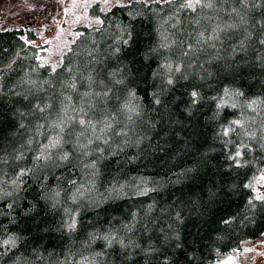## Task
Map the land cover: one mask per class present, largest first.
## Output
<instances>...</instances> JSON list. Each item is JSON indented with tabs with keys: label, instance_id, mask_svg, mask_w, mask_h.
I'll return each mask as SVG.
<instances>
[{
	"label": "trees",
	"instance_id": "obj_1",
	"mask_svg": "<svg viewBox=\"0 0 264 264\" xmlns=\"http://www.w3.org/2000/svg\"><path fill=\"white\" fill-rule=\"evenodd\" d=\"M89 15L54 68L0 29V264H213L264 235V0Z\"/></svg>",
	"mask_w": 264,
	"mask_h": 264
},
{
	"label": "rangeland",
	"instance_id": "obj_2",
	"mask_svg": "<svg viewBox=\"0 0 264 264\" xmlns=\"http://www.w3.org/2000/svg\"><path fill=\"white\" fill-rule=\"evenodd\" d=\"M131 1L136 0H0V29L30 32L35 39L26 43L39 47L43 51L41 62L54 68L78 35L79 27L98 25L99 20L89 15L94 5L108 10ZM251 188L255 198L264 196V167L255 174ZM213 264H264V235L219 255Z\"/></svg>",
	"mask_w": 264,
	"mask_h": 264
}]
</instances>
